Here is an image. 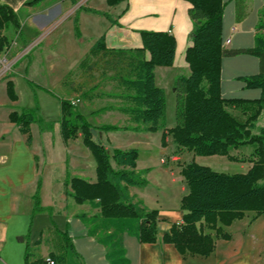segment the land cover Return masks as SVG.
<instances>
[{"label":"trees","instance_id":"trees-1","mask_svg":"<svg viewBox=\"0 0 264 264\" xmlns=\"http://www.w3.org/2000/svg\"><path fill=\"white\" fill-rule=\"evenodd\" d=\"M43 0H31L37 4ZM77 3L79 0H71ZM125 0H106L114 6ZM192 6L189 16L194 24L192 45L186 51L190 74L180 75L175 81L176 124L163 132L162 144L168 135L174 143L197 155H222L230 160H245L231 154V150L251 146L246 161L252 163L245 173H223L191 161L182 167L189 192L181 199L182 219L159 237V210L145 208L135 201L130 187L145 186L147 179L137 170V149L114 147L111 151L94 137L91 129L98 132L132 130L156 132L166 128L168 98L165 89L156 82L155 68L171 66L175 60L176 39L167 31L141 30L142 46L136 48H109L101 36L80 60L76 69L70 70L62 84L70 86L79 94L80 100L93 101L113 98L118 103L104 105L94 111L117 110L127 117V125L103 124L95 126L79 110L75 101L61 98L60 131L63 139H75L81 132L84 145L96 160V180L91 182L80 176H68L65 193L78 204H89L98 211L93 215H79L93 236L106 248L108 264H131L123 244V234L136 236L139 242L171 243L183 256H209L215 250V237L230 239L224 231L246 211L257 215L264 212V127L258 132L257 122L264 108V7L259 11L255 26V42L248 48H226L223 45V0H187ZM236 21L244 18L246 0H234ZM92 13L104 14L91 7H80ZM10 24L18 25L16 13L7 5L0 4V33ZM76 35L82 37L78 17L75 21ZM9 44L6 35L0 36V52ZM250 54L260 59L257 74L241 76L246 87L260 88L261 96L255 100L224 98L221 94V62L224 56ZM76 70L80 81L72 79ZM99 80L98 82L96 80ZM100 81L113 84L110 91L100 89ZM7 94L13 101L18 94L13 80H7ZM235 107L248 113L243 120L231 113ZM35 109H38L37 107ZM9 119L16 123L31 142V124L39 123L35 110H14ZM42 120V119H41ZM54 121L41 129H52ZM40 183L35 192V212L44 210L39 194ZM214 231V235L212 233ZM51 251L49 258L56 264H69L70 257L84 264L71 236L56 227L42 232L41 240ZM37 247L27 244L25 264H48L37 253Z\"/></svg>","mask_w":264,"mask_h":264},{"label":"crops","instance_id":"crops-1","mask_svg":"<svg viewBox=\"0 0 264 264\" xmlns=\"http://www.w3.org/2000/svg\"><path fill=\"white\" fill-rule=\"evenodd\" d=\"M28 1L31 0H0V4L9 6L16 13L18 21L21 20V15H26L28 21L35 25V22H42L55 5L69 0H58L53 4H46L48 0L37 4H28ZM223 1L226 3L223 13V45L233 49L252 47L255 42V26L259 20V11L264 7V0H246V14L240 21H236L235 1ZM191 6L187 0H125L110 6L113 11L108 16L93 13L96 18L89 21L86 30L94 35L93 44L104 35L109 48L141 47V30L172 33L177 42L174 63L171 66H157L155 76L157 84L165 89L167 98L170 96L176 99V79L180 75L190 74L186 51L192 45L191 35L194 30L189 16ZM79 26L82 39L84 32L80 23ZM260 66V59L250 54L224 56L221 62L222 96L245 100L260 98V88L246 87V83L239 79L241 76L257 74ZM10 79L14 81L12 76ZM0 80H4L7 94L9 79L0 76ZM7 98V101H17L11 100L8 94ZM228 110L237 117L242 114L244 119L248 115L235 107H228ZM12 111L14 110L1 119L5 126L0 128V264H25L27 244L37 247L38 255L47 259L51 251L50 245L37 242L48 227H56L71 236L84 264H108L105 246L88 234L87 226L79 217L83 213L93 215L98 209H93L87 203L78 204L65 193L68 176H80L91 182L96 180V165L91 151L84 145L81 137L76 139L78 143H74L73 140L65 141L61 135L56 143L53 142L52 131L55 126L45 130L38 126L35 134V123L30 126L31 142L28 143L27 135L9 119ZM108 113L110 111L102 115L108 116ZM92 114L96 115L94 112ZM260 127H264V108L259 115L255 132ZM163 131L161 129L155 133L163 134ZM226 158L231 162L243 163L245 172L252 166L250 161ZM138 163L137 161V168ZM39 183L41 205L45 209L35 212L34 195ZM133 187H130V193L134 197ZM72 201L79 207L73 205ZM243 221L244 223H238ZM237 223L241 252L250 253L253 264H264V212L257 215L254 211H246L243 218L234 220L229 227ZM254 225L259 226L257 235L256 227H252ZM168 231L169 227L166 232ZM230 235V239H222L231 242L233 234ZM123 244L131 264H184L188 258V255L183 257L171 243L160 240L154 243L139 242L136 236L126 232L123 234ZM216 249L217 245L211 255L217 254ZM211 255L202 257L208 258Z\"/></svg>","mask_w":264,"mask_h":264},{"label":"rangeland","instance_id":"rangeland-1","mask_svg":"<svg viewBox=\"0 0 264 264\" xmlns=\"http://www.w3.org/2000/svg\"><path fill=\"white\" fill-rule=\"evenodd\" d=\"M56 1L58 0H48L46 4H53ZM81 6L101 10L107 15L113 11L106 0H79L77 3L69 0L55 5L42 22H35L33 25L28 21L26 15H21L17 26L10 24L2 31L8 38L9 45L0 56V76L5 79H10L12 76L18 99L16 102L7 101L4 80H0V128L5 126L1 119L6 117L9 111L35 110L39 120L42 121V123L34 124L35 134H37L38 126L45 127L48 125V121H54L56 124L52 133L54 135L53 142L56 143L61 138L59 123L61 98L74 100L79 110L95 126L103 125L104 122L119 126L128 124L124 114L117 110L110 111L108 116L102 115L104 112H98L93 116L92 113L104 105L117 104L115 99L105 97L93 101L82 98L77 100L80 97L79 94L70 86L62 84L65 75L70 70L77 68L78 63L93 44L94 35L87 32L86 28L89 21L96 16L92 12L81 10ZM77 17L84 32L82 39L77 38L76 35L75 21ZM17 54L18 59L16 58ZM47 54L49 55L47 56ZM72 79L75 83L80 81L79 70H76ZM99 83L100 89L106 91L113 89V84L109 81H100ZM36 107L38 109H35ZM175 111L176 99L168 96V114L164 131L176 124ZM239 117L244 120L242 114ZM96 133L97 135L94 137L110 151L114 147L138 150L139 166L137 170L146 177L147 184L132 188L134 200L141 201L148 210H159L158 231L160 236L168 230V227L170 230L173 223L180 221L185 213L180 209L182 197L189 192L186 179L182 174V167L185 164L195 161L200 165L209 166L217 172L228 174L245 172L243 163L231 162L226 156L197 155L186 151L178 147L170 135L166 138V145H163L161 132H136L120 129L105 132L106 134L96 130ZM80 137H83L81 132L77 138ZM77 138L70 140L78 143ZM82 149L85 150V148ZM251 152V146L231 150V154L237 153L232 155L245 159L244 162L250 157ZM92 159L96 165L93 156ZM72 203L79 207L73 201ZM238 223L241 224L244 221ZM238 223L223 228L226 232L233 234L231 242L222 238L215 239L217 254L208 258L188 255L184 264H253L251 254L241 252L240 236L236 231ZM252 227H256L257 235L259 226ZM77 262H79L77 258L70 257L69 264Z\"/></svg>","mask_w":264,"mask_h":264},{"label":"built area","instance_id":"built-area-1","mask_svg":"<svg viewBox=\"0 0 264 264\" xmlns=\"http://www.w3.org/2000/svg\"><path fill=\"white\" fill-rule=\"evenodd\" d=\"M47 261H48V264H56V262L49 257L47 258Z\"/></svg>","mask_w":264,"mask_h":264},{"label":"water","instance_id":"water-1","mask_svg":"<svg viewBox=\"0 0 264 264\" xmlns=\"http://www.w3.org/2000/svg\"><path fill=\"white\" fill-rule=\"evenodd\" d=\"M91 131H92L93 135H95V136L97 135V133H96V130H95V129H93V128H92V129H91ZM20 238H21V237H20Z\"/></svg>","mask_w":264,"mask_h":264}]
</instances>
